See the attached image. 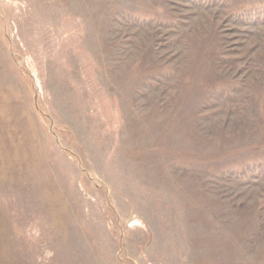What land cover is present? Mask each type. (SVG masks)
<instances>
[{"label": "rangeland", "instance_id": "rangeland-1", "mask_svg": "<svg viewBox=\"0 0 264 264\" xmlns=\"http://www.w3.org/2000/svg\"><path fill=\"white\" fill-rule=\"evenodd\" d=\"M0 264H264V0H0Z\"/></svg>", "mask_w": 264, "mask_h": 264}]
</instances>
